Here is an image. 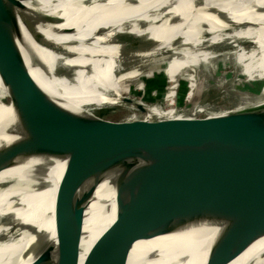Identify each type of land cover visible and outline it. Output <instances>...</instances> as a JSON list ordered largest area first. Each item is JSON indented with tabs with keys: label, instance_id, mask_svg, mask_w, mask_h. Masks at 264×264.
Segmentation results:
<instances>
[{
	"label": "bare ground",
	"instance_id": "6f19581e",
	"mask_svg": "<svg viewBox=\"0 0 264 264\" xmlns=\"http://www.w3.org/2000/svg\"><path fill=\"white\" fill-rule=\"evenodd\" d=\"M0 10L18 38L30 46L34 55V60L28 62L31 73L49 93L54 107L80 116H94L90 107L99 109L105 104L122 102L126 89L121 81L138 78L147 60L167 52L183 55L175 57L165 70L172 82L168 98L175 95L183 79L189 82L188 100L191 101L202 90L204 79L202 71L188 70L199 61L191 52L204 43L253 40L264 47V0H88L82 5L67 7L66 14L50 13V16L37 12L34 0H17L16 4ZM39 39L56 49L44 47ZM207 53L203 51L202 56L206 57ZM245 57L242 55L240 60ZM248 58L252 64L263 60L264 54ZM205 66L201 64L200 68ZM40 71L47 75L43 76ZM2 75L0 67V98L8 97ZM138 88L142 89L143 84ZM110 93L116 97L111 98ZM249 107L245 105L234 111L253 109L264 114V103ZM15 112L11 103L3 104L0 99V122L5 125L0 130V150L19 149L32 143L37 146H32L27 157L16 162L6 161L0 166V264H31L44 255L55 261L66 251L61 238L70 234L80 238L78 264H84L117 219L119 184L138 179L137 168L151 164L150 160L166 166L170 174L176 168L161 137L128 126L99 128L93 138L99 161L110 164L112 154L124 153L138 167L130 169L122 162L115 164L114 169L104 167L105 174L85 206L79 236L74 231L63 233L62 229L66 230L69 223L74 224L75 219L72 215L58 219L64 212L58 186L67 168L73 166L77 170L79 166L71 157L60 153H67L80 143V134L64 131L60 140H51L45 130L15 128L11 123L16 118ZM200 123L229 130L228 125L243 122ZM47 148L61 149V152L58 156L45 154ZM86 190L84 186L80 194ZM19 221L25 229L12 239L7 235L9 226ZM216 232L207 224H199L139 241L130 253L128 264H190L191 258L200 259L207 252L213 240L211 234ZM251 255H241L231 264H264L260 248Z\"/></svg>",
	"mask_w": 264,
	"mask_h": 264
},
{
	"label": "water",
	"instance_id": "95a60500",
	"mask_svg": "<svg viewBox=\"0 0 264 264\" xmlns=\"http://www.w3.org/2000/svg\"><path fill=\"white\" fill-rule=\"evenodd\" d=\"M16 3L17 0H0V8ZM38 42L56 49L40 39ZM29 60H34L30 46H25L18 38L0 10V67L4 72L1 82L8 95L0 99L3 104L11 103L15 107L16 118L12 125L45 130L51 140H60L64 131L80 134V143L67 153H60L71 157L79 166L77 170L73 166L67 168L58 186L64 208L58 219L66 215L75 219L74 224L69 223L66 230L62 229L63 233H77L82 229L85 206L106 169H114L120 162L128 164L130 169L138 167L130 162L131 156L124 153L122 156L112 154L110 164L100 162L93 139L99 128L128 126L157 135L164 141L176 166L170 174L166 166L150 160L151 164L137 168L138 179L128 184L119 181L117 219L84 264H128L137 242L199 224L215 228L217 234L207 252L200 259L191 258L190 264H231L264 237L263 113L253 109L222 112L183 109L148 102L145 98L135 99L126 92L122 102L103 106L125 110L117 120L95 113L94 116L68 114L54 107L49 93L33 77ZM40 72L47 75L45 71ZM110 97L116 95L110 93ZM200 121L243 123L228 125L232 128L224 130ZM4 127L0 122V130ZM32 146L37 144L0 150V166L6 161L16 162L27 157ZM41 149L43 151V147ZM59 152L61 149L45 150V154L52 156H58ZM84 186L87 190L80 194ZM79 240L71 234L64 235L61 245L66 251L60 258L53 261L44 255L31 264H78Z\"/></svg>",
	"mask_w": 264,
	"mask_h": 264
},
{
	"label": "rangeland",
	"instance_id": "374dc122",
	"mask_svg": "<svg viewBox=\"0 0 264 264\" xmlns=\"http://www.w3.org/2000/svg\"><path fill=\"white\" fill-rule=\"evenodd\" d=\"M87 1L34 0V5L40 10H37V12L44 16H50V13L66 14L67 10L65 9L67 7H76ZM206 50L208 53L204 57L202 53L203 51L206 52ZM191 53L194 59H196L195 56H198L199 61L193 66L191 65V68H186L188 70H200L204 76L201 82L202 90L199 92L200 95H196L191 101L188 100L190 93L189 82L183 79L179 81L180 88L178 87L175 95L170 99L168 98L172 82L170 76L165 73V70L170 67L175 57L183 56L179 52H167L147 60L143 72L138 78L134 76L121 81V85L135 99L145 98L148 102L164 106L172 105L183 109L196 108L210 112H222L238 110L245 105H248V107L256 105L249 107L254 108L264 103V58L260 61H254L252 64L249 62L250 58H248V56L251 57L253 54L263 55L264 47L259 46L253 40L244 43L217 45L204 43ZM242 55L246 57L240 60ZM165 64H167V67ZM201 64L206 65L205 68L201 69ZM248 69L250 70L248 71ZM249 78L252 80L248 81ZM139 84H143L142 89L138 88ZM258 99L262 103L259 104ZM90 110L99 116L113 120L119 119L126 112L123 109L111 107L90 108ZM9 228L7 235L13 239L22 233L25 226H22V222L19 221L11 224ZM216 234L217 232L211 234V238L214 239ZM259 248L264 257V239L255 242L242 255L250 254L252 256L251 254L258 251Z\"/></svg>",
	"mask_w": 264,
	"mask_h": 264
}]
</instances>
